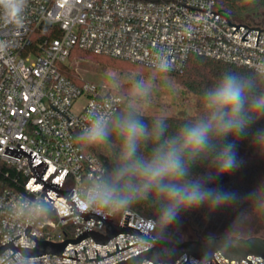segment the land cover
<instances>
[{
    "label": "built area",
    "instance_id": "2783aa9c",
    "mask_svg": "<svg viewBox=\"0 0 264 264\" xmlns=\"http://www.w3.org/2000/svg\"><path fill=\"white\" fill-rule=\"evenodd\" d=\"M210 11H219L217 0H28L23 26L0 21V39L12 43L0 53V163L15 166L25 178L20 190L6 188L0 192V247L21 235L14 240L15 246L34 249L37 241L27 236L28 225L30 235L53 243L76 239L87 229L107 232L106 223L79 214L63 220L75 213L72 203L52 190L44 191V186L35 182L24 154L18 158L4 153L7 146L19 149L18 143L29 153L33 151V166L43 160L45 166L49 163L42 179L60 183L61 190L73 187L71 198L78 208L79 202L92 193L96 174L105 165L97 155L81 148L76 138L87 122V112L102 98L110 96L112 103L107 99L103 103L115 111L122 97L104 85L78 82L68 75L64 67L72 51L79 48L150 67L155 52L164 49L172 54V72H182L193 54L250 69L264 56V30L247 33L250 28L240 24L264 29V23L235 20L220 10L232 24L240 25L234 32L237 26ZM43 24L48 28L42 29ZM91 213L111 215L118 225H123L128 214L127 226L145 233L153 227L152 217L130 209L119 213L96 209ZM126 240L129 245L138 244L98 264H115L154 246L129 233H119L106 245L88 236L79 243L69 242L63 251L67 256L78 254L80 260L54 253L28 257L9 247L0 254V264H97L96 259L87 261L84 247L88 258H97L96 250L102 258L107 251H118L116 243L120 250L127 247ZM12 254L17 261L10 257ZM187 257L183 254L174 264H184ZM214 257L218 262L212 258V264H229L220 251ZM247 259L264 264L263 256L248 255ZM189 262L201 264L193 255H189ZM142 264L154 262L145 260ZM231 264H239V260L233 259ZM241 264L248 262L241 259Z\"/></svg>",
    "mask_w": 264,
    "mask_h": 264
},
{
    "label": "clouds",
    "instance_id": "9594fccd",
    "mask_svg": "<svg viewBox=\"0 0 264 264\" xmlns=\"http://www.w3.org/2000/svg\"><path fill=\"white\" fill-rule=\"evenodd\" d=\"M27 6L28 0H0V21L23 26ZM11 46V41L0 39V53ZM171 55L164 49L156 51L151 71L132 75L127 83L115 72L106 74L110 91L122 97L119 108L113 111L105 107L103 100L111 104L112 98H102L87 112V122L76 139L83 149H103L111 156L112 166L99 169L92 193L79 202V208L119 213L148 205L153 209V227L141 239L157 244L168 238V230L189 210L205 206L217 209L246 201L249 208L238 212L229 232L219 239L208 237L209 244L227 250L238 244L231 231L244 224L249 210L264 215V184L243 197L211 186L219 176L241 167L236 141L248 136L253 125L264 118V56L258 57L246 73L223 72L202 91L200 114L170 132L165 114L154 116L149 123L145 111L158 79L175 69ZM251 136L264 152V128L255 129ZM203 162L210 170L195 176L193 169ZM209 255L201 264H207ZM157 262L162 264L159 257Z\"/></svg>",
    "mask_w": 264,
    "mask_h": 264
},
{
    "label": "water",
    "instance_id": "95a60500",
    "mask_svg": "<svg viewBox=\"0 0 264 264\" xmlns=\"http://www.w3.org/2000/svg\"><path fill=\"white\" fill-rule=\"evenodd\" d=\"M194 8H196V7H194ZM197 9H200V8H197ZM201 10H204V9H201ZM204 11H208V10H204ZM219 11L218 12L210 11V12L217 13V14L227 18V16L220 13ZM227 20L229 21V25L237 26L236 29L234 30V32L238 29V27L240 25L250 28L247 31V33L250 30H260V32L264 30V29H261L260 27L251 28V27H249L247 25H243V24H240V25L232 24L228 18H227ZM46 28H48V26L46 24H43L42 29H46ZM260 32H259V37H260ZM244 36L242 37V39L248 41V39L244 38ZM259 37H258V41H259ZM258 41H257V45H258ZM17 146L19 147V149L7 146L6 151L4 153H7L9 155H12V156H15L18 158H20L24 154L26 157H28L29 165H31V168H32V175L35 176V178H36L35 182L41 183L44 186V189H43L44 191L47 192L48 189L52 190L58 196H64L67 199L68 203H72L73 208H71V210L72 211L74 210L75 213L62 218L63 220L79 214L80 216L84 217L87 220L93 218V219H97L99 221L106 223L107 232H106V234H101L98 231L87 229L85 232H83L81 235H79L76 239H67L63 242L53 243V242L46 241V240H38L37 238L30 235L29 231L31 229V226L28 225L27 230H26V234H27V236L32 237L37 241V245L35 246V248L31 249L28 247L15 246L14 240L21 237V235H19L18 237L14 238L11 241L7 242L6 244L2 245L0 247V254L2 252H4L7 248L11 247L15 252L20 251L24 256H28V257L39 256V255H42L45 253H54V254H57L60 256L80 260V258H78V254H77V257L63 255V251L69 242L79 243L80 241H82L86 237L90 236V237L94 238V240L97 243L106 245L111 238L115 237L119 233H129L132 235H137V237L139 236V238H141L142 234L145 233V232H141L140 229H137L135 227H132V226L128 227L127 226L129 219H130V215H128V214H126L123 225H118L112 221L111 215L107 214V217H104V216H101V215L96 214V213H91L92 211H90V213H89V212H85V211L80 210L78 208L76 202L74 201V199L73 198L69 199V196L70 197L72 196L75 189L72 187L71 189L61 190V189H59L60 183L50 184L49 182L43 180L42 177H43L45 171L47 170L49 163L45 166L46 161L43 160L40 163L33 166L32 160L36 156L35 155L32 158V152L33 151H30V153H29V151L27 149L20 147L19 143L17 144ZM222 236L223 235H217L216 237L219 239ZM232 237L238 241V244L234 247L227 249V250H224L223 248H221L219 246V244H209L208 243V237H205V238L200 237L198 239H189V240H185L182 242H176V241H171V240L166 239L165 241H163L161 243L154 244L153 247H150L144 251H141L135 255H132L126 259H123V260H121L115 264H142L145 260H150V261L154 262V264H155L157 262V257H159V261L163 262V264H165V262H172L174 264V261H176L183 254H188L187 261L184 264H186L187 262L189 264H191L189 262V255H193L197 259H200V261L202 262L204 260L205 255L208 253H210L208 261L210 260V264H212V258L215 259L214 253L217 251H220L226 258L229 259V264H231V260H233V259L239 260V264H241V259L246 260L248 262V264H254V263H252V261L247 259L248 255L263 256L264 257V238L263 237H259V236L237 237V236H233V235H232ZM126 241H127V245H128L127 247L120 250L118 243H116L118 251L113 252L111 254L109 251H107L108 255H106L102 258H100L98 250H96L97 251V258H88L86 247H84L87 261L96 259V263L98 264V261H100L106 257H109L115 253H118L124 249H127V248H129L135 244H138V243H135L133 245H129L128 240H126ZM166 249H169L170 252L169 253L166 252ZM76 253H77V250H76ZM13 254L10 257H13ZM8 259H6L3 263H5Z\"/></svg>",
    "mask_w": 264,
    "mask_h": 264
},
{
    "label": "trees",
    "instance_id": "16d2710c",
    "mask_svg": "<svg viewBox=\"0 0 264 264\" xmlns=\"http://www.w3.org/2000/svg\"><path fill=\"white\" fill-rule=\"evenodd\" d=\"M217 8L227 14L229 17L235 20H242L248 16H257L261 14V9L264 8V0H217ZM76 50L84 51L79 48H75L72 53ZM88 52V51H87ZM71 53V54H72ZM91 53V52H90ZM94 54V53H91ZM98 55V54H95ZM121 61H127L124 59L108 56ZM130 62V61H127ZM133 64H138L131 62ZM142 65V64H140ZM149 69L151 67L143 65ZM225 71H236L246 73L250 71L249 68L239 66L236 64L216 60L210 57L193 54L189 57L186 67L182 72H170L168 74L176 76L186 92L194 96V114L192 115H181V116H167L169 131L173 132L182 125L184 122L195 118L200 114L202 110L201 93L209 87L223 72ZM154 115H146L145 119L150 123ZM257 128H264V118H261L253 125L248 136L242 137L236 141L237 151L246 149L249 151L258 150V148L252 142L251 133ZM86 151H90L97 155L106 168H111L112 161L111 156L100 148H88ZM207 162L200 163L193 169V174L198 176ZM23 174L13 165L5 162L0 163V192L6 188L10 189H21V184L24 182ZM143 216L153 217V209L148 205H138L134 208H129Z\"/></svg>",
    "mask_w": 264,
    "mask_h": 264
},
{
    "label": "rangeland",
    "instance_id": "374dc122",
    "mask_svg": "<svg viewBox=\"0 0 264 264\" xmlns=\"http://www.w3.org/2000/svg\"><path fill=\"white\" fill-rule=\"evenodd\" d=\"M242 20L264 23V8L261 9L260 15L248 16ZM64 69L68 75L78 82L86 80L108 88H110V85L106 74L110 71L124 78L125 83H127V78L132 75H147L151 71V69L140 64H133L110 58L106 55H95L80 50H76L71 54ZM157 85L151 101L146 105V115L156 116L163 113L166 116H181L194 114V96L186 92L176 76L170 74L161 76L157 81ZM252 152L264 158V152L259 149ZM184 229V226L173 225L168 230V238H175L177 241H181L191 233V231L186 232Z\"/></svg>",
    "mask_w": 264,
    "mask_h": 264
},
{
    "label": "flooded vegetation",
    "instance_id": "af4514ba",
    "mask_svg": "<svg viewBox=\"0 0 264 264\" xmlns=\"http://www.w3.org/2000/svg\"><path fill=\"white\" fill-rule=\"evenodd\" d=\"M238 156L242 160L241 167L230 174L219 176L211 186L235 191L243 197L254 191L258 185L264 184V158L246 149L238 150ZM209 170L207 164L198 176L205 175ZM248 208V203L242 201L237 205L217 209H209L205 206L189 210L182 214L177 226H184V230L191 231V233L181 241L175 238L167 239L182 242L200 237L224 235L231 230L238 212ZM231 235L264 238V215L249 210L244 224L238 230L231 231ZM166 252L169 253L170 250L166 249Z\"/></svg>",
    "mask_w": 264,
    "mask_h": 264
}]
</instances>
